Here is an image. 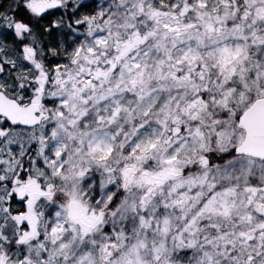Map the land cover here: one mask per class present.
Instances as JSON below:
<instances>
[{
  "label": "snow or ice",
  "instance_id": "6c2138e0",
  "mask_svg": "<svg viewBox=\"0 0 264 264\" xmlns=\"http://www.w3.org/2000/svg\"><path fill=\"white\" fill-rule=\"evenodd\" d=\"M0 264H264V0H0Z\"/></svg>",
  "mask_w": 264,
  "mask_h": 264
}]
</instances>
